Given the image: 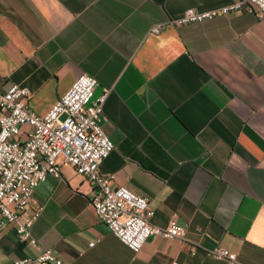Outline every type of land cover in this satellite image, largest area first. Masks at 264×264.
I'll return each instance as SVG.
<instances>
[{"label": "crops", "instance_id": "0c3cea01", "mask_svg": "<svg viewBox=\"0 0 264 264\" xmlns=\"http://www.w3.org/2000/svg\"><path fill=\"white\" fill-rule=\"evenodd\" d=\"M232 0H0V90L27 88L46 114L81 75L109 90L102 126L114 149L100 173L149 199L150 223L175 221L185 240L151 237L133 253L97 221L91 186L64 165L32 196L38 245L0 230V264L50 249L62 264H264V17L153 25ZM23 130H27L23 127ZM194 249V252H192Z\"/></svg>", "mask_w": 264, "mask_h": 264}, {"label": "built area", "instance_id": "2783aa9c", "mask_svg": "<svg viewBox=\"0 0 264 264\" xmlns=\"http://www.w3.org/2000/svg\"><path fill=\"white\" fill-rule=\"evenodd\" d=\"M239 13L264 17V0H232L207 11L189 8L176 19L153 25L150 33ZM96 85L93 77L79 76L44 115L29 108L27 88L11 83L0 90V230L11 225L19 243L37 246L32 227L43 206L26 216L34 189L48 176L59 179L61 168L68 165L90 184V203L97 221L133 253H138L151 237L185 240L186 229L175 219L163 228L152 225L154 211L149 199L126 187H113L112 178L100 173L114 145L102 126L109 90L94 97ZM207 254L226 264H238L236 254L221 247ZM13 264L62 262L46 249L34 258L25 257Z\"/></svg>", "mask_w": 264, "mask_h": 264}]
</instances>
